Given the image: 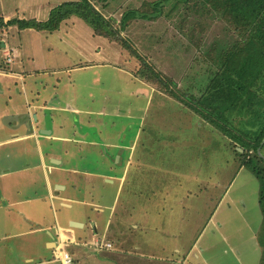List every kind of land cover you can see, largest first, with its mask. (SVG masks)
Instances as JSON below:
<instances>
[{
  "label": "rangeland",
  "instance_id": "obj_1",
  "mask_svg": "<svg viewBox=\"0 0 264 264\" xmlns=\"http://www.w3.org/2000/svg\"><path fill=\"white\" fill-rule=\"evenodd\" d=\"M67 1L70 0H0V20L21 18L43 22L48 19V8L54 9L56 5ZM90 1L120 31L123 42L135 49L142 60L162 76L169 90L184 95L192 103L195 100H203L204 103L210 102L211 107L220 105L224 118H229L237 129L246 132L257 127L250 111L245 109L243 114L236 115L227 105L229 103H218L220 100L217 97V102L215 98H211V90H214L219 84L217 81H220L217 80L218 74L229 62L235 45L241 44L242 40L235 28L221 15L210 10L209 6L202 5L199 0H191L188 3L184 0ZM130 11L147 14V18L131 19L123 26L121 21L125 13ZM11 27L0 28V39L11 38V42L20 44L29 56L33 54L34 60H29L27 67L41 69L38 72L39 79L47 82L46 78L51 77V80L58 78L61 82L71 81L77 88L74 107H80L84 111L88 108L97 110L102 108V100L106 99L104 114L69 115L72 125L73 122L77 124L78 120L85 121L89 117L101 122L96 128L89 129L87 139L97 137L99 128L107 142L110 138V141L131 146L136 144L135 133L141 126V137L136 144L133 165L127 173L122 198L134 196L141 202L138 205H141L145 198L156 200L164 192L163 197H169L165 210L171 212L170 208L176 206L173 198L177 194L179 197L188 195L187 189L200 198L206 189L210 191V207L218 205L227 193L217 211L219 214L208 220L213 211L211 210L208 218L202 217L197 231L203 233L200 240L203 246H212V254L217 255V264L241 262L235 260L234 256L237 254L229 247L251 250V247L255 246V240H259L262 228L259 202L261 184L251 169L242 165L246 157L242 155L244 151L241 147H237L236 142L224 136L217 126L206 122L175 100L154 77L147 76L142 61L125 49L123 43L97 37L98 34L94 31L93 34L90 33L95 36L93 37L89 34L91 27L84 21L75 26L70 38L81 40L86 50L83 52L90 54L89 59L78 56L77 52L81 49L76 44H73L74 49L66 47L59 40L61 37H58V34L35 29L18 31V28ZM115 45L122 50L121 58ZM65 49L68 51L67 65L62 64L64 60L61 59ZM49 56L61 59L55 60L58 68L56 71L60 73L43 70L46 65L44 59ZM100 57L111 63H120L119 68L105 65L100 69L95 67L72 73L66 71L81 62L85 63L91 59L97 61ZM123 68L131 71L139 81L130 79ZM140 81L149 84L154 90L143 88ZM141 93L143 95H140ZM263 103L256 106L262 108ZM262 109L264 110V107ZM128 115H131L132 120ZM137 117H144V122L141 124ZM257 122L259 125V121ZM82 131L84 133L83 129ZM68 134L71 137H80L73 128L68 130ZM105 149L102 146L103 153L100 155L91 149L92 153L89 155V149L82 147L85 158L82 159V155L75 153L70 157L69 163L73 167L109 173V170L101 169L100 164L98 168L97 165V161L101 162V155L104 156L105 152L109 166L116 165V151L109 147L107 151ZM172 181L182 182L183 186H172ZM204 181L211 185L203 183ZM129 184L133 188L131 191ZM136 184L138 187H135ZM230 208L235 209V215L230 223L225 224L222 231H219L220 219L224 212L230 213ZM238 211L242 213L243 218L238 217ZM202 215L206 216L207 212ZM173 221L178 223L176 218ZM191 222L193 220L186 218L185 225L182 226L187 228ZM197 222L199 223L198 220ZM251 254L253 255V251ZM256 254L260 256L258 250ZM260 263L261 261H258L256 264Z\"/></svg>",
  "mask_w": 264,
  "mask_h": 264
},
{
  "label": "crops",
  "instance_id": "obj_2",
  "mask_svg": "<svg viewBox=\"0 0 264 264\" xmlns=\"http://www.w3.org/2000/svg\"><path fill=\"white\" fill-rule=\"evenodd\" d=\"M51 9L48 8L46 17ZM80 21L83 20L73 16L53 33L70 49L76 44L81 49L78 56L89 59L90 54L83 52L86 50L81 40L70 38ZM11 28L17 29L16 26ZM90 33L93 34V30H89ZM10 39H0V82L3 81L0 84V264H65L61 259L62 249L70 255L71 264H217L212 246L206 247L207 244L203 246L200 242L203 233L197 231V227L202 217H209L211 210L208 220L219 214L217 211L227 193L218 205L210 207V191L206 189L200 198L187 189L188 195L179 197L177 194L173 198L176 206L170 208L171 212L165 210L169 197H163V191L158 199L145 198L141 205L134 196L122 198L141 137V126L135 133L136 144L131 146L110 141V138L107 142L99 128L97 137L87 139L89 129L101 122L89 117L85 121L78 120L77 124L72 121V125L69 115L104 114L106 99L97 110L74 107L76 86L58 78L48 77L47 82L39 79L41 69L27 67L28 61L34 60L33 54L29 56L20 44ZM117 47L121 58L122 50ZM62 55V64L67 65L68 51L65 49ZM59 59L45 57L43 70L60 73L56 71L55 61ZM119 64L100 57L66 71L100 69L105 65L119 68ZM123 69L130 79L139 81L131 71ZM139 83L145 89L154 90L143 81ZM128 116L132 120L131 115ZM138 119L141 124L144 122V117ZM71 128L80 137L69 136ZM102 146L106 151L108 147L116 151V165L109 166L105 152L101 162L97 161L98 168L100 164L101 169L113 173L70 165L69 159L75 153L85 158L82 147L89 149V155L91 149L100 155ZM203 183L211 185L207 181ZM172 186L180 188L183 183L172 181ZM130 187V191L133 190ZM228 210L230 213L224 212L220 219L219 231L235 215L234 208ZM204 212L206 216L202 215ZM238 212V217L243 218ZM175 218L178 223L173 221ZM186 218L193 222L184 228ZM229 248L237 254L235 260H241L238 264L262 261L263 248L259 240H255V246L249 251L236 246Z\"/></svg>",
  "mask_w": 264,
  "mask_h": 264
},
{
  "label": "trees",
  "instance_id": "obj_3",
  "mask_svg": "<svg viewBox=\"0 0 264 264\" xmlns=\"http://www.w3.org/2000/svg\"><path fill=\"white\" fill-rule=\"evenodd\" d=\"M188 3L191 0H184ZM198 1V0H194ZM202 5L210 7V10L221 15L240 34L241 44L234 47L229 62L224 66L217 80H220L214 90H211V98L218 103H229V107L237 114H243L244 110L250 111L257 127L251 131L237 129L229 118H224L222 107H211V103L203 100L189 102L183 95L168 89L166 81L129 44L123 42L121 33L111 22L106 19L90 0H74L64 2L50 11L46 21L36 19L15 18L9 21L0 20V28L16 26L19 30L35 29L53 33L59 30L61 23L73 16L79 17L86 25L101 37L116 40L123 43L125 49L132 52L137 59L142 61L146 69V75L154 77L162 88L178 102L184 104L191 111L201 116L206 122L217 126L230 140H233L244 151L246 161L242 163L250 168L260 181L259 202L262 212V228L259 233V244L263 248L261 263L264 264V0H199ZM140 15V16H138ZM147 18V14H139L136 11L125 13L121 24L126 21ZM201 102V104H200ZM203 102V103H202ZM257 105V106H256ZM234 107V108H233ZM259 121V125L258 122ZM261 149V154L258 150ZM237 150V149H236Z\"/></svg>",
  "mask_w": 264,
  "mask_h": 264
},
{
  "label": "built area",
  "instance_id": "obj_4",
  "mask_svg": "<svg viewBox=\"0 0 264 264\" xmlns=\"http://www.w3.org/2000/svg\"><path fill=\"white\" fill-rule=\"evenodd\" d=\"M10 62H11V57H10V54H8V63H10ZM107 247H111V245H107ZM61 254H62L61 259L64 261L65 264H71L72 263L70 255L65 250L62 249Z\"/></svg>",
  "mask_w": 264,
  "mask_h": 264
},
{
  "label": "water",
  "instance_id": "obj_5",
  "mask_svg": "<svg viewBox=\"0 0 264 264\" xmlns=\"http://www.w3.org/2000/svg\"><path fill=\"white\" fill-rule=\"evenodd\" d=\"M262 145H264V140L262 141ZM240 151H242V150H240ZM260 153H261V149L258 150V154H260Z\"/></svg>",
  "mask_w": 264,
  "mask_h": 264
}]
</instances>
